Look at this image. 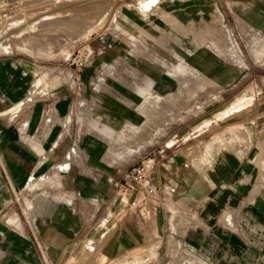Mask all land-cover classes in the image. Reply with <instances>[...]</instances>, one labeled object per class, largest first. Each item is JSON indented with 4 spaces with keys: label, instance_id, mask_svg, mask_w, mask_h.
I'll return each instance as SVG.
<instances>
[{
    "label": "crops",
    "instance_id": "0c3cea01",
    "mask_svg": "<svg viewBox=\"0 0 264 264\" xmlns=\"http://www.w3.org/2000/svg\"><path fill=\"white\" fill-rule=\"evenodd\" d=\"M141 1L119 4L125 36L155 24L151 11L144 23ZM184 1L162 5L176 24L189 21L191 6H216L236 30L264 34V0ZM100 44L103 54L81 72L66 62L44 79L37 63L0 50V264H109L149 244L164 248L157 264H264V95L230 113V141L197 154L191 145L154 149L142 162L155 196H124L114 182L129 166L111 143L141 95L101 78L122 49ZM130 201L138 206L127 209Z\"/></svg>",
    "mask_w": 264,
    "mask_h": 264
},
{
    "label": "rangeland",
    "instance_id": "374dc122",
    "mask_svg": "<svg viewBox=\"0 0 264 264\" xmlns=\"http://www.w3.org/2000/svg\"><path fill=\"white\" fill-rule=\"evenodd\" d=\"M123 1L28 0L9 20L0 50L37 63L41 66L38 77L44 79L57 76V67L94 34L103 33V41L115 40L122 55L101 78L126 85L117 90L127 95L133 97L134 88L141 95L136 94L140 102L131 108L137 113L131 120L138 127L136 132L131 133V124H119L111 143L114 156L129 169L158 147L191 145L197 154L209 143L230 141V113L252 109L264 95V54L260 51L264 34L236 30L224 7L201 10L191 6L189 21L176 24L172 13L163 9L165 0H142L144 23L151 11L155 24H144L135 34L125 36L118 29ZM187 3L197 1H184ZM103 41L92 40L91 44L104 51ZM250 46L259 49L253 56L248 54ZM237 98L243 101L227 111ZM163 251L149 244L109 264H157Z\"/></svg>",
    "mask_w": 264,
    "mask_h": 264
},
{
    "label": "built area",
    "instance_id": "2783aa9c",
    "mask_svg": "<svg viewBox=\"0 0 264 264\" xmlns=\"http://www.w3.org/2000/svg\"><path fill=\"white\" fill-rule=\"evenodd\" d=\"M28 0H0V42L5 39L8 32V22L18 12V7L21 3ZM92 34H90V37ZM86 44L77 47L74 52L68 58L67 62L74 68L76 73L81 72L87 66H89L95 57L103 53V49L100 47L94 48L91 44L92 40L103 41V33H96L92 36ZM114 186L124 196H130L138 190H143L147 196L154 197L156 194V186L150 175V167L147 162H141L132 166L122 176L120 180L114 182ZM138 206L136 201H130L127 209Z\"/></svg>",
    "mask_w": 264,
    "mask_h": 264
},
{
    "label": "bare ground",
    "instance_id": "6f19581e",
    "mask_svg": "<svg viewBox=\"0 0 264 264\" xmlns=\"http://www.w3.org/2000/svg\"><path fill=\"white\" fill-rule=\"evenodd\" d=\"M90 30H88L87 32L89 33V32H91L92 30H91V28H89ZM148 96H150V95H148ZM156 97H160V95H156ZM247 97V96H246ZM149 98V97H148ZM148 98H146V100L145 101H147L148 100ZM243 101V98H238L237 100H236V102H234L232 105H230L228 108H227V111H228V109H231V107H234L235 105H237V104H239V103H241ZM247 102V101H246ZM239 108V107H238ZM129 125V124H128ZM126 126V125H125ZM131 126H132V130H131V133H135L136 132V128H138L137 126H134L132 123H131ZM128 128V127H127ZM123 132V131H122ZM86 248H88V247H86ZM86 248H85V250H86ZM88 250V249H87ZM91 250L89 249V251H88V254H91V252H90ZM87 252V251H86ZM90 252V253H89ZM82 254H83V252H82ZM85 255V254H84ZM83 256V255H82ZM90 256V255H89ZM83 259V258H82Z\"/></svg>",
    "mask_w": 264,
    "mask_h": 264
}]
</instances>
